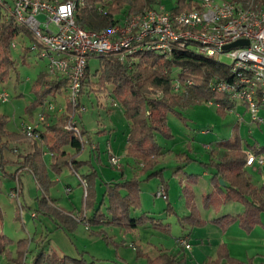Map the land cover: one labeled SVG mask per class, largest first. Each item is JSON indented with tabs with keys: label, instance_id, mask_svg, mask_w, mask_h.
<instances>
[{
	"label": "trees",
	"instance_id": "obj_1",
	"mask_svg": "<svg viewBox=\"0 0 264 264\" xmlns=\"http://www.w3.org/2000/svg\"><path fill=\"white\" fill-rule=\"evenodd\" d=\"M233 1L264 9V0ZM161 3V0H85L83 5L77 7L75 17L76 22L81 27L100 31L115 26L128 9L138 13L146 9L156 8ZM174 4L170 10L179 12L198 6V0H176ZM99 5L105 8V12L99 10ZM20 35L28 37L31 42L34 40L32 33L26 27L16 22L0 7V80L6 79L10 70L15 67L16 62L12 55L13 47L11 44L14 38ZM26 48L29 49V47ZM97 57L100 60L98 80L97 82L90 80L91 68L88 59L82 83V93H84L86 86H90L93 90H96L95 86H98L99 91L104 90L108 85L112 87L111 92L124 107V116L130 122L127 155L140 160L142 162L141 174H147L143 179L139 175L127 178L122 168L120 178L112 179L107 183L100 205L94 209L91 216L88 218L86 216L87 223L95 226H123L127 229L149 224L155 228L168 231L170 230L168 225L162 224L152 216L146 214L139 217L133 216V212L141 208L142 205V181L163 176V168L158 169L157 166L164 154V149L158 142L157 135L172 136L168 123V113L186 119L182 110L199 102H214L222 113L232 109L235 102L230 96L212 88L216 78L232 79L228 65L199 54L192 48L174 49L172 56L168 58L153 50H140L134 54L135 60L131 67L128 63L120 61L116 54ZM175 68H178V71H174ZM189 81L192 83L190 84ZM177 82L181 84L179 90L175 89ZM68 86L69 80L67 78H54L47 71L40 72L32 86L36 93V99L27 107V112L32 114L34 109L44 106L46 100L57 99L60 94L67 90ZM65 118V116L60 117L56 123L50 125L48 133L42 132L40 141L45 143L52 153V167L54 169L60 170L62 165H69L72 171L77 173L82 165L87 163L91 165V161L90 159H78V155L83 151L81 138L75 132L65 129ZM8 122V116L0 113V193L4 179L11 177L19 182L21 195L24 188L21 175L24 170L33 172L37 181L49 188L56 181L49 178L48 168L44 160V150L37 141H34L33 151L26 153L21 157V160H17L15 163L6 156V152L11 149L12 143L29 139L19 132L8 130ZM86 132L81 130L83 138L85 137L84 139L90 141ZM243 141L238 134L219 141L218 145L225 149L224 154L218 159L212 158L209 162L204 163L212 169L211 182L214 185V190L204 196V206L207 207L212 198L218 195L224 201H238L245 207L244 213L238 216L224 214L212 219V222L223 230H226L237 218L240 220V225L248 231H251L257 224H262L264 185L255 184L245 168L247 152L243 147ZM66 143L70 144L74 152L62 149ZM184 154L185 152H181L177 156L186 161L195 160L190 156L184 157ZM10 165L17 167L14 171H9ZM184 167L185 165L182 168ZM78 174L87 182V206L89 205L91 190L93 204H95L97 190L94 184L98 171L94 169L88 174ZM188 178L190 184L183 185L182 189L191 211L188 215H177V217L184 227L203 226L206 222L200 216L194 201L192 187V183L197 182V177L194 173H190ZM221 179L225 181V185H222ZM162 186L166 189L168 198L169 185L162 180ZM103 206H105V211ZM41 208L40 211L50 214L47 206L41 204ZM166 210L176 213L171 203ZM58 213L61 219L72 228L70 220H73V217H70L63 210H59ZM2 224L3 213L0 206V256H7L8 260L14 264H24L23 257L27 252L26 246L20 245L17 250V257H12L11 250L8 248L11 239L2 231ZM182 236L187 237L188 235ZM141 254L147 258L148 264H185L186 262L185 257L180 258L178 255L164 250H161L156 257ZM64 257L51 264H84L76 258ZM89 264L106 263L99 260L91 261ZM202 264H254V262L252 259L242 260L232 256L228 246L223 243L218 247L217 257Z\"/></svg>",
	"mask_w": 264,
	"mask_h": 264
},
{
	"label": "rangeland",
	"instance_id": "obj_2",
	"mask_svg": "<svg viewBox=\"0 0 264 264\" xmlns=\"http://www.w3.org/2000/svg\"><path fill=\"white\" fill-rule=\"evenodd\" d=\"M175 1L161 0L162 4L168 9L175 5ZM128 12L133 11L128 9ZM14 41L17 46L12 48V55L16 64L14 69L10 70L8 77L0 80V90H5L9 94L7 101H0V113L8 116L9 124L7 128L20 133L19 124L22 121H31L32 117L36 118L39 112L43 110V106H40L34 109L32 114H29L27 107L36 99V93L33 91L32 86L38 74L47 69L48 61L39 57L36 52L26 48L31 45V40L28 37L20 35L15 37ZM220 60L226 64L231 63V59L226 55H221ZM89 65L91 68L90 80L97 82L100 75L99 58L97 56L91 57ZM174 71H178V68H175ZM95 88L96 90L91 89L90 86L85 87L82 97L83 104L86 107L83 117L85 127L81 123L80 128L84 132L86 130L92 131L97 135L94 130L95 126L99 125L100 127L104 124L109 128L110 123L113 134L110 135L108 130L104 139L108 137V144L110 146L112 144V148L118 151L116 152L117 155L123 158L121 159L122 169L124 166L123 160L132 162L130 160L132 157L127 155V137L125 135L122 137L123 127L127 121L123 113L124 107L121 104L112 105V99H116V97L111 92L112 87L110 85L101 91L98 90V86H95ZM65 97L66 91L60 94L57 99L64 104L66 102ZM240 104V102H235L232 109L222 113L214 102H199L182 110L186 119L168 113V123L172 136L157 135V140L164 149V154L157 166L158 169L163 168V176L142 181V205L141 208L133 212L134 217L146 214L156 218L162 224L170 227L168 231L155 228L149 224L139 225L134 229L114 225L95 226L76 219V217L84 215L87 218L91 216L94 209L100 205L107 183L113 177L119 179L118 177L121 176V169L115 168L110 162L111 154L110 151L107 152L110 146L106 147L107 142L104 140H100V153L95 151L96 148L90 152V145H85L83 152L78 155V159L89 160V156H92V163L91 165L90 163L82 165L77 173L67 165L63 170L54 169L52 167V156H44L49 178L56 181L49 188L41 185L33 172L24 170L21 175L24 188L20 196L23 207H20L18 201L9 195V192L17 185L18 181L11 177L4 179L2 192L0 193V206L3 213L2 231L11 239L8 248L11 250L12 246H15L11 250L12 257H17L18 247L23 244L27 248V252L23 257L24 264H51L65 258L64 256L76 258L84 264L99 260L106 264H148L147 258L141 254L143 253L142 249H145L148 245V241L155 243L157 246H161L160 244L169 245L170 248L177 234L179 235L183 231L184 233H191L193 228L195 229V235H192L194 247L199 248L198 244L195 243V237L198 236L199 240L205 237L204 225L184 227L182 222L178 220L177 215H188L191 209L186 201L183 189H180L181 176L177 177L174 172L179 166L185 164L186 171L189 174L194 173L196 175L197 182L192 183V185L197 184V189L194 187L193 190L197 192V203L201 207L199 209L203 210L205 206L201 199L204 193L207 194L210 191L206 188L211 180L210 174L204 175V171H206L204 163L209 162L212 158L218 159L224 154L225 149L218 145L219 141L238 134L244 140L243 147L245 150L252 149L264 155V124L252 122L249 111ZM108 108L113 111V116L107 114ZM260 114L264 116V109L261 110ZM49 124L46 123L45 126ZM236 124L237 128L235 130ZM119 135L120 138L117 139L116 136ZM34 141H37L39 145L41 143L40 139H24L12 143L11 149L6 152V156L14 163L21 160V157L28 151H26L27 149L22 150L20 145H29V147L34 148ZM67 147L69 148L68 151L74 150L71 146ZM181 152H185L184 157L190 156L195 160L179 161L177 154ZM100 154L102 163L98 159ZM141 167L142 164L137 162L132 167L134 173L139 172ZM15 168L16 166L10 165L8 170L14 171ZM256 168V166H251L246 170L255 180L254 182L261 185L264 183V167L262 168L263 175ZM94 169L98 171L96 183L94 184L97 190V200L93 204L91 190L88 200L89 205L87 206L84 186L79 181L78 173L88 174ZM50 173H53L52 176ZM146 174H142V177L145 178ZM162 180L172 187L167 199L158 197L156 194L162 185ZM68 185L72 189L69 193H66L65 188ZM217 198H219L218 195H215L211 203L217 204ZM169 203H171L176 213L166 210ZM41 204L49 208L50 214L40 211L42 210ZM239 205L243 208L240 202L228 201L226 203L227 207L220 213L224 214L229 210L234 211L237 208L236 206ZM59 210H63L70 217H73V220H70L72 228L61 219L58 213ZM103 210L105 211V206H103ZM211 215L217 214L212 212ZM243 229L249 233L248 230ZM141 239L143 240L140 241ZM132 243L139 244V247L133 246ZM200 253L202 254V250H200ZM5 257V260H8L7 256H0V264H4L2 262ZM205 258L206 254L204 252L199 261H203ZM36 260L38 261L36 262Z\"/></svg>",
	"mask_w": 264,
	"mask_h": 264
},
{
	"label": "built area",
	"instance_id": "obj_3",
	"mask_svg": "<svg viewBox=\"0 0 264 264\" xmlns=\"http://www.w3.org/2000/svg\"><path fill=\"white\" fill-rule=\"evenodd\" d=\"M84 3L85 0H0V7L32 33L34 40L29 50L47 59V73L54 78L69 80L67 107L58 99L46 100L35 119L21 124L22 135L39 140L44 125L49 123L50 114L68 109L64 127L80 136L84 149L89 141L83 138L80 124L86 110L82 101V83L88 59L116 54L120 61L131 67L134 54L140 50H153L168 58L174 49L192 48L219 62H222L221 55H226L231 59L227 65L232 79L216 78L212 88L228 94L234 102H240L249 111L252 122L264 124V116L260 114L264 109L263 8L233 0H198V6L192 9L173 12L161 3L153 9L128 12L115 26L95 31L76 22L77 7ZM99 10L105 12L101 5ZM238 40H248V44L225 48ZM11 46L14 48L17 43L13 40ZM180 87L177 82L175 89ZM8 99L9 94L0 90V101ZM91 147L95 149L97 146L91 144ZM246 152V166L264 165V155L259 151L250 149ZM110 162L121 169L120 156L111 155ZM78 177L86 197V179L79 174ZM156 194L167 198L163 186ZM9 195L23 207L19 182ZM76 219L88 224L86 215ZM176 241L186 249L191 248L186 236H180Z\"/></svg>",
	"mask_w": 264,
	"mask_h": 264
},
{
	"label": "crops",
	"instance_id": "obj_4",
	"mask_svg": "<svg viewBox=\"0 0 264 264\" xmlns=\"http://www.w3.org/2000/svg\"><path fill=\"white\" fill-rule=\"evenodd\" d=\"M45 71H47V69ZM65 99H67V98L65 97ZM114 100L116 102L115 104L113 102ZM119 104L120 103H119V101L117 99H115V98L112 99V105L113 106H116V105H119ZM62 105L65 108L67 107L66 102L64 104H62ZM240 106L244 107L242 104H240ZM67 110L68 109H64L61 112L51 113L50 114V119H49L50 120L49 121L50 124L48 126L44 125L43 132L46 131L48 133V127L50 125L56 123L60 117H64V116L66 117ZM112 113H113V111L108 108L107 109V114L109 116H111V115L113 116L114 113L113 114ZM123 113H124V108H123ZM83 117H84V114L82 115L81 123H82V126L85 127V124L83 123L84 122ZM32 119H35V118L32 117ZM23 122L24 121H22L19 124V131H20V128H21V124ZM8 124H9V122H8ZM110 126H111L110 123H109V128H107V125H104V124H103V126L101 125L100 127H99V125L95 126L94 130L96 131L97 135L94 132H92V131H87L86 130L88 132L87 133L88 134V139L90 140L88 142L89 145H90L89 146V148H90L89 151L90 152L92 150H94L91 147V144H95L97 146L95 151H98L100 153V150H101L100 140L106 141L107 142L106 147L108 146L109 138L105 137V139H104V136H107L106 134L108 133V130H109L110 135L113 134L112 128ZM236 126H237V124L235 125V128H236ZM123 129H124V131H123L124 133L122 134V137L125 135V137H127V142H128V136H129V131H130V122L128 120L126 121V124L123 127ZM8 130H10V129H8ZM116 138L117 139L120 138V135L116 136ZM40 145L43 147L44 156L45 157H47L48 155L52 156V153L47 148L45 143L41 142ZM67 146H70V144L66 143L63 146L62 149L68 151L69 148ZM20 147H21L22 150L27 149L26 151H28V152L33 151V148L29 147V145H20ZM104 149L106 150V148H104ZM108 151H110L111 155H117L116 152H118V151H115L114 148H112V144H111L110 148L107 150V152ZM70 152H74V150L70 151ZM110 154H109V157H110ZM89 159H90V161L92 163V159H93L92 156H89ZM98 159L102 163L101 154L98 155ZM121 159H123V158H121ZM130 160L132 162H130L128 160H126V161L123 160V164H124L123 171H124L125 176L127 178H131L134 175H139L140 178L143 179V177H142L143 175L141 174V169H140L139 172L134 173V169L132 168L134 165L137 164V162L141 163V164H142V162L140 160L135 159V158H131ZM178 160L179 161H183V158H179ZM67 166L69 168H71L69 165H67ZM183 166H179V168H181L180 171L178 169V171L176 170L174 172V174L177 177L179 175L181 176L180 189H182V187H183L182 185L183 184H190V181H189L190 179L188 178V174L189 173L186 171V167L182 168ZM253 166H256L257 167L256 170H258L262 174V168L264 167V165L263 166L253 165ZM64 167H65V165H62L61 170H63ZM128 167L130 168L129 170L127 169ZM205 167H206V171H204V175L210 174L212 176V169H210V167H207L206 165H205ZM248 167H251V166H246L245 168H248ZM128 171H130V172H128ZM50 174L52 176L53 173H50ZM118 178H120V177H118ZM113 179H117V178L113 177ZM79 181H80V179H79ZM254 181L255 180L253 179V182ZM254 183L256 184V182H254ZM262 185H264V183L261 184V185H258V186H262ZM192 186H193V188L195 187V189H197V184H194ZM67 188H70V191H71L72 187H70L69 185L66 186L65 191H66V193H69L70 191H67ZM206 189L210 190L208 193H210V192H212L214 190V185L212 184L211 180H210V184H208ZM171 190H172V187L168 186V198H169V192ZM181 193H182V191H181ZM141 194H142V192H141ZM205 195H206V193L203 194V197L201 199V200H203V205H204V196ZM180 196H182V195H180ZM218 197L219 198H217V202H216L217 204L211 203V201H212L211 200L207 207L203 208V210H200L199 209L200 204L197 203V199H198L197 192L194 191V201H195L198 209L200 210L201 218L206 222V224L203 226V228L205 229V234H204L205 237L202 238L201 240H199L198 236L195 237L196 238L195 243L198 244L199 248H195L194 247V242L192 240L193 239L192 235L193 236L195 235V233H194L195 229L193 228L191 230V233H189V234L184 233V231L181 234H179V235L177 234V236L175 237L176 239H174V242L171 243L172 245L170 246V248H169V245L168 246H164L163 244H160L161 246H157V245H155V243H152V242L148 241V243H147L148 245L145 247V249H142V252L144 254H147V255L151 256V257H156L157 255L160 254L161 250H164L166 252L178 255L180 258L181 257H185L186 258L185 264H202L203 262H206L209 259H215L217 257L218 247L221 244L225 243L228 246V249H229V251H230L232 256H234L236 258H239V259H242V260L252 259L254 264H264V212L261 213L262 224H257L251 231H249V233L246 232L243 229V227L240 225L239 218H237L235 220V222L232 223L226 230H223L220 226H218L217 224L213 223L212 219H214L216 217H219L221 215H224V214H232V215L238 216L239 214L244 213L245 207L242 204L243 208H241V206L239 205V206H236L237 208L234 211L229 210V211H226L224 214L220 213V212H223V209H225L227 207L226 203H228V201H224L222 199V197H220V196H218ZM141 201H142V197H141ZM234 202H238V201H234ZM0 205H1V203H0ZM212 212H214L217 215H211ZM99 228H101V227H99ZM151 234L154 235L152 232H151ZM182 235H188L187 238H188V240H189V242L191 244V248L186 249L184 246L179 245L177 243V241H176L177 238L179 236H182ZM142 240L143 239H141L140 241H142ZM144 240H145V238H144ZM132 245L135 246V247H139V244H136V243H132ZM14 248H15V246L13 245L12 249H14ZM200 250H202V254L200 253ZM204 252L206 254V258L203 261H199L201 256L204 254ZM5 259H6V257L3 258V262L2 263H4V264H14L13 262L5 260Z\"/></svg>",
	"mask_w": 264,
	"mask_h": 264
},
{
	"label": "water",
	"instance_id": "obj_5",
	"mask_svg": "<svg viewBox=\"0 0 264 264\" xmlns=\"http://www.w3.org/2000/svg\"><path fill=\"white\" fill-rule=\"evenodd\" d=\"M244 44H248V40H238L232 44H229L227 46H225L226 49L230 48V47H233V46H237V45H244ZM221 183L222 185H225V181L223 179H221Z\"/></svg>",
	"mask_w": 264,
	"mask_h": 264
}]
</instances>
